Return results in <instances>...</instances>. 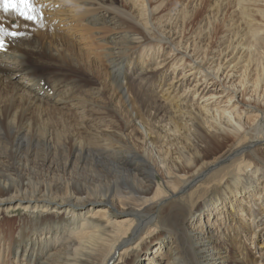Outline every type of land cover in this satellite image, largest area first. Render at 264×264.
I'll return each instance as SVG.
<instances>
[{
  "label": "bare ground",
  "instance_id": "1",
  "mask_svg": "<svg viewBox=\"0 0 264 264\" xmlns=\"http://www.w3.org/2000/svg\"><path fill=\"white\" fill-rule=\"evenodd\" d=\"M66 1L91 5L71 17L89 16L108 32L125 0ZM126 1L121 15L136 27L109 41L114 69L107 73L84 58L81 39L56 31L50 8L34 3L33 21L0 11V24L25 33L5 37L0 50V264H264L262 250L248 262L244 256L253 249L248 241L264 233V0H184L161 15L178 0ZM203 6L208 20L192 31ZM219 31L234 35L214 44ZM122 50H133L130 63ZM164 50V61L144 68ZM32 56L84 76L42 75ZM170 69L182 71L171 77ZM105 93L116 107L96 103ZM95 108L124 113V123ZM137 120L146 144L159 149L161 173L128 145L139 131L125 130ZM234 157L226 174L207 183L210 192L197 195L205 175ZM17 208L19 218L1 216Z\"/></svg>",
  "mask_w": 264,
  "mask_h": 264
},
{
  "label": "rangeland",
  "instance_id": "2",
  "mask_svg": "<svg viewBox=\"0 0 264 264\" xmlns=\"http://www.w3.org/2000/svg\"><path fill=\"white\" fill-rule=\"evenodd\" d=\"M39 1H42L41 3H40V5H39ZM46 1V2H45ZM51 1H52V3H51ZM55 1V2H54ZM35 0V4L37 3L38 4V6L40 7V10H43V11H46V9L48 10V8H50L51 10H53L52 12H51V10H48V15H46L47 17L48 16H50V17H52V19H53V22H54V25L56 26V31L58 32V33H60V34H62V35H64L66 38H68V39H70V41H76L77 40V42L78 41H80V39L82 40L81 42H76L77 43V46H78V48H82L81 49V53L83 54V56H84V58L88 61V58L89 59H92L93 61H95V63H96V66H97V68H99V69H101L102 71H104V73H107L108 72V70H110V69H114V67H113V65L111 64V61H109V58H108V55H107V53L109 52V51H111V50H113V48H115V46H111V45H109L108 43H109V41L110 40H115V39H120L121 37H123V36H125L127 33H129V32H131L135 27H136V20L135 19H133V21L132 20H130V17L129 16H127V15H124V14H122L121 15V12H123L124 11V9L125 8H130V3H127V1L125 0V1H123L122 3H121V5L117 8V12H119L118 14H119V16H120V20H119V23H118V25L116 26V30L115 31H113V30H109L108 32H105L104 30H101L102 29V27L104 26V25H102V26H100V25H94L91 21L92 20H90V18H88L89 16H87V17H84L83 18V20H79V19H77V20H74L71 16H73V12H75L77 9L79 10V8L80 7H82L83 6V8H86V9H90V7H92L91 5H89V4H87V5H85V4H83V3H77L78 4V7H76V3H69L68 4V2L65 0V1H63V0ZM184 0H178V1H176L173 5L171 4V5H169L168 7H164V9L161 11V12H159L158 13V15H161V14H165V13H167L168 12V10L170 9V10H172V9H179V8H181L182 6H181V4H182V2H183ZM186 1V0H185ZM233 1V0H232ZM93 2L94 3H96V1L95 0H93ZM51 4V5H50ZM47 5V6H46ZM76 7V8H74V6ZM51 6V7H50ZM85 6V7H84ZM88 8H87V7ZM156 7V6H155ZM230 6H228L227 7V10H228V13H229V15H233V13H232V11H233V9H232V7H230ZM57 9V10H55V9ZM83 8H80V10H82ZM237 8V10H240V7H239V5L236 7ZM45 9V10H44ZM59 9H63V10H59ZM75 9V10H74ZM230 9V10H229ZM65 10H67V13H66V11ZM72 10V11H71ZM74 10V11H73ZM79 10V11H80ZM232 10V11H231ZM56 11V12H55ZM60 11V12H59ZM65 11V12H64ZM254 12H255V10H253ZM52 14H50V13ZM59 14H58V13ZM62 12V13H61ZM77 12V11H76ZM72 13V14H71ZM115 13H116V9H114L113 11H112V13H111V15H115ZM57 14V15H56ZM66 14V15H65ZM55 15V16H54ZM65 15V16H64ZM54 16V17H53ZM56 16H57V18H56ZM67 16V17H66ZM70 16V18H68ZM118 16V17H119ZM113 17V16H112ZM208 17H209V13H208V11H207V7H205V6H203V8H201L200 10H199V15H197V17L193 20V22H192V26L190 27L191 29H192V31H194V29L196 30V29H198L199 28V26L200 25H204L206 22H207V20H208ZM127 18H129V19H127ZM141 18V17H140ZM65 19V20H64ZM85 19V20H84ZM117 19H119V18H114L113 19V21H114V23H117ZM205 19V20H204ZM64 20V21H63ZM71 20H73L72 22H71ZM123 20V21H122ZM143 21H145V19H142L141 18V22H143ZM206 21V22H205ZM135 22V23H134ZM195 22V24H193ZM200 22V23H199ZM74 23V24H73ZM227 23H228V21H227ZM53 25V24H52ZM77 25H80V26H83V27H87V26H89V25H91V26H93L94 27V31H93V33L91 32V33H80V27H77ZM111 25L113 26V25H115V24H112V23H110V24H107V27H108V29L111 27ZM196 25V26H195ZM72 27V28H71ZM76 27H77V29H76ZM222 28V27H221ZM223 30V29H222ZM238 30V29H237ZM239 30H241V28L239 29ZM24 31V30H23ZM228 34H232V36L234 35L233 34V32H227ZM227 33H220V31H219V33H218V36L216 37V40H215V42H213L214 44L219 40L220 41V39L222 40V37H223V35H226V37H229V38H231L232 39V36H231V34L230 35H228ZM69 34V35H68ZM243 33L242 32H240V34L239 35H237V37L235 36L234 38L236 39V38H239L240 37V35H242ZM92 35V37H90ZM90 38H89V37ZM231 36V37H230ZM89 39H88V38ZM84 40V41H83ZM217 44V43H216ZM157 46V48L158 47H162L161 45H159V44H157L156 45ZM111 49V50H110ZM115 51H117L118 52V50H114V52ZM121 51V50H120ZM166 52H167V50H164V51H162L161 53H160V55L158 54L157 56H156V58L154 57L153 58V60L151 61L150 59H148V60H144L145 62H144V68L145 69H149V68H151V67H153V66H155L156 64H159V63H161L162 61H164V58H165V56H166ZM122 54H125V55H122ZM118 56H120V57H122L121 59H123V57L125 58L126 57V61H125V63L126 64H128V63H130L131 61H132V56H133V50H130V51H128V52H125V51H123L122 50V53L120 52L119 54H118ZM33 58H31L30 60L32 61V60H34V58H35V60H36V64H37V66L38 65H40V66H38V68H37V70H38V72L40 73V74H42V75H52V73L53 72H55V71H60V73L61 74H59L58 75V77H62V78H64V79H66L67 81L69 80V73H71V74H73V73H75V75H82V76H84V74L83 73H80L79 71H69V72H67V70H62V69H60V68H57V67H51V66H49L46 62H39L40 61V59L39 58H37L36 56H32ZM45 58V57H44ZM24 59H26V57L24 56ZM43 59V58H42ZM46 59V58H45ZM120 59V60H121ZM131 60V61H130ZM130 61V62H129ZM35 62V61H34ZM44 63V64H43ZM47 66V67H46ZM47 68V69H46ZM53 69V70H51V69ZM108 69V70H107ZM186 69V68H185ZM184 70V69H183ZM140 71V69L138 68L137 70H134V71H132V72H130L131 73V75H128V76H124L125 77V79L124 80H126V82H130V81H132L133 80V78L135 77V74L137 73V72H139ZM182 70H180V71H178L175 75L173 74V72H174V70H172V69H170V75H171V77L174 75V76H176V77H179V75H180V72H181ZM79 72V73H78ZM118 72H120V71H118ZM78 73V74H77ZM64 74H68V75H65L64 76ZM79 75V76H80ZM88 77L90 76V75H87ZM85 77H86V75H85ZM123 80V81H124ZM135 82H138L136 85H138V86H143L144 84L143 83H140L139 84V82L140 81H135ZM50 84H51V81H50ZM52 85V84H51ZM72 86V85H71ZM70 86V87H71ZM154 87H156V85H153ZM167 86V80H165L164 81V83H162V85L160 86V87H158L159 89H156V91H155V95H158L159 96V94H161L162 93V91H164L165 90V87ZM65 87H67V86H63V88H65ZM187 88V83L185 84L184 83V85L182 86V87H180V89L178 90V93H177V95H179L180 93L179 92H184V90ZM69 91H71V88L69 89V90H67V93L69 92ZM175 91L176 90H174L173 92H172V94H174L175 93ZM210 92V91H209ZM106 95H107V97H106ZM89 96V95H88ZM91 97V96H90ZM89 97V98H90ZM45 98H47L46 96H45ZM183 99H185L186 97L185 96H183L182 97ZM198 98V97H197ZM105 101H107V103H104L103 104V102H105ZM185 101V100H184ZM247 102V101H246ZM96 103H100L101 105H107V107H108V104L110 103L111 104V106L112 107H116V102L114 103V102H112V100H111V97L109 96V94H107V93H105L104 95H102L100 98H98V99H96ZM137 107H138V109H142V113L146 116L148 113L145 111V110H143V108H142V106H141V104H140V102H138V105H136ZM95 109H97L98 111H96V110H94L95 112H97V113H99L100 115H108L109 117L111 116L112 117V119L113 120H116V119H119L120 120V122L121 123H124V121H122L120 118H119V116L121 115V117H123V118H125L126 117V115H124V113H122V112H120V114L119 113H117V110L115 111V112H112V111H108V112H104V110L102 109V108H95ZM116 109H118V108H116ZM255 114V113H254ZM88 114H86V116H87ZM80 116H84V115H80L79 114V117H77V116H73V118H75L76 120H81V117ZM74 119V120H75ZM105 120H107V119H105ZM92 121L93 120H91V119H89V118H87L86 120H85V122H84V125H90V123H92ZM111 123H108V124H105L104 125V127L105 126H107V125H110ZM135 126L138 128V131H139V138H138V136H135V137H131L130 136V140H128V145H132L133 147H135L136 148V150L138 151V152H140V153H142L143 155H145L146 156V158L147 159H149V163L152 165V167L156 170V171H159V168H161V169H164L165 168V166L163 165V163L161 162V157H160V155H159V153H158V151H159V149H158V147L156 146V145H152V143L150 144V141L148 142V144H146V140H147V138H144L145 136H146V134H147V132H146V128L142 125V124H140V122L137 120L136 122H135V125L133 126V127H128V130H125V132L126 133H128V132H131L132 131V129L133 128H135ZM117 128V127H116ZM115 128V129H116ZM118 128L119 129H122V126H118ZM145 128V129H144ZM104 131V130H103ZM93 133H97V134H99V131H92ZM149 132V131H148ZM107 133V131H104L103 132V134H106ZM141 136H143V137H141ZM89 137V136H88ZM106 139H107V137H106ZM93 140H95V139H93ZM174 157H176V155H174ZM236 157H240V156H236ZM240 159V158H239ZM233 161H235V157L234 158H230V159H227V160H223V162H221V163H219V164H217V167L216 168H213V169H211L210 170V172L208 173V174H206L205 176H209V175H211V176H209L205 181H203V184H201L200 185V188H199V190L198 191H196V194L197 195H200V197H201V195L202 194H208L209 192H210V189H208L207 188V183L209 182V181H212V180H214V179H217V178H219L220 179V177L222 176V175H224V174H226V172H228V169L232 166V163H233ZM40 163H41V161H40ZM40 163H38L39 164V169H40V172H42L43 173V167H42V164H40ZM215 167V166H214ZM233 167V166H232ZM160 171H162V170H160ZM159 171V173H161ZM214 181H217V180H214ZM100 204H97V206H99ZM96 206V205H95ZM226 206H228V205H226ZM24 211H23V208H17L16 210H10V212L9 213H5L4 211L2 212V215L1 216H8V217H11V218H13V219H17V218H19V216H21V215H23L22 213H23ZM154 213V212H153ZM6 214V215H5ZM257 215H258V213H256V214H254V220L257 218ZM156 219V218H155ZM156 222V221H155ZM154 222V223H155ZM153 228H155L154 226H152ZM252 232H248L247 233V236L248 237H252L253 235L251 234ZM263 239H264V233L261 235V237L260 236H258V237H256L255 236V238H254V242H252L251 240H249L248 242L249 243H251V245H252V247H253V249H252V251L250 252V254H244V256L246 257L245 259H246V261L248 262L249 261V259H250V257H254L255 255H257V253L258 252H260L261 250L262 251H264V242H263ZM208 241H209V239H208ZM253 243V244H252ZM259 245H262V246H259ZM257 256H259V255H257ZM242 258H243V255H242ZM161 264H166V262H167V258H164V260H161ZM260 264H262V260L260 261Z\"/></svg>",
  "mask_w": 264,
  "mask_h": 264
},
{
  "label": "snow or ice",
  "instance_id": "3",
  "mask_svg": "<svg viewBox=\"0 0 264 264\" xmlns=\"http://www.w3.org/2000/svg\"><path fill=\"white\" fill-rule=\"evenodd\" d=\"M34 3L35 0H0V11L21 17L26 21H33L35 17L31 13L35 11ZM24 35V32L9 31L0 24V50L5 47V37L12 39Z\"/></svg>",
  "mask_w": 264,
  "mask_h": 264
}]
</instances>
